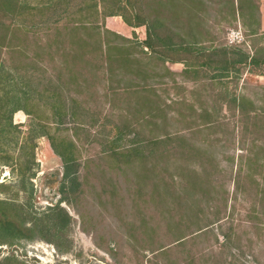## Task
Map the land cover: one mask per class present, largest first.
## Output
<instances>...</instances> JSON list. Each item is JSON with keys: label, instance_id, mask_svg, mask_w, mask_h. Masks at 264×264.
Returning a JSON list of instances; mask_svg holds the SVG:
<instances>
[{"label": "rangeland", "instance_id": "obj_1", "mask_svg": "<svg viewBox=\"0 0 264 264\" xmlns=\"http://www.w3.org/2000/svg\"><path fill=\"white\" fill-rule=\"evenodd\" d=\"M131 1L130 17L145 6ZM248 1L240 16L227 0L173 1L175 18L163 0L160 11L181 38L191 29L201 46L250 53L264 44V0H251L256 16ZM26 2L11 18L0 13V208L28 228L40 220L0 238V264H264V65L218 75L166 62L168 74L142 52L143 25L79 48L46 30L54 21L40 24L55 18L30 8L42 0ZM6 91L24 110L9 114ZM58 95L74 101L75 116L51 115ZM50 136L73 143L71 184ZM55 205L68 218L51 214Z\"/></svg>", "mask_w": 264, "mask_h": 264}, {"label": "trees", "instance_id": "obj_2", "mask_svg": "<svg viewBox=\"0 0 264 264\" xmlns=\"http://www.w3.org/2000/svg\"><path fill=\"white\" fill-rule=\"evenodd\" d=\"M26 1L27 0H0V13L5 14V16L10 15L11 18L12 15H17L20 10H23L25 7L29 6ZM74 1L75 0H42L41 4L38 7L32 6L30 8L49 11V16L55 15L54 19H48L46 21L42 20L40 24L43 25L48 21H54L53 24L46 23L44 25L46 30L55 35H61L62 33L69 35L74 39L73 41H71V45H76L79 48L87 47L89 46V44L100 48L102 32H108L117 35L115 32H112L105 27L101 28V22L99 20L100 17L104 18L107 16H119L120 19L130 27L143 25L145 37L139 42L140 46L142 48H145V50H142V52L147 51V58L156 59L160 67L163 68V70L168 74L173 73L168 70L167 66L165 65L166 62H181L184 66L182 72H188V70L195 71L197 67H202V65H205L207 67L210 66L218 71V75H224L223 73H227L229 69L233 71L237 70L239 66L235 67V65H264V44L257 48L252 47V51L249 53L242 50L238 46H201L198 44L194 36L190 34L191 29L188 30L189 34H187L186 39L181 38L180 35L174 30V28L166 25L162 21L164 16L160 9L163 7V0H133L134 3L137 4H141L144 2L145 6L143 9H140V11L133 12L131 17L127 15L129 7H131L132 9L131 0H84L83 2L79 3H75ZM168 1L169 7L173 8V13L171 14L173 15V18H175L177 14L175 5L177 7L176 2L178 0ZM173 1L176 2L173 3ZM189 1L192 2L193 0ZM234 1L235 0H227L231 13H237L239 15L238 11H240L241 5L239 4V0H236V4H234ZM248 3L250 8V15L256 16L257 6L251 0H249ZM169 10L172 11V9ZM63 13H65L66 21L64 24L58 25V21ZM140 13L142 14V16H140ZM190 15L193 16L192 12L190 13ZM5 28L6 27L3 24H0V30H5ZM247 35L256 36L260 34H258L256 29H250ZM261 35L264 34L261 33ZM82 37L84 39H87L88 41H85L84 39H82ZM123 39L128 44L132 43L129 38L124 37ZM89 40L92 43H89ZM52 42H57V40H52ZM80 42L83 44H81ZM48 47L49 46H47V48ZM179 53H184L188 57H179ZM84 55L85 52L74 57L78 61H82L81 58H83ZM106 59L108 58L106 57ZM2 70L3 68L0 65V78H2ZM50 81L51 79L48 78V83H50ZM14 85L16 88H18L17 92L21 94L19 86H17L16 83H14ZM44 90L49 91L47 88H44ZM56 93L57 92L51 91L48 96L51 98ZM4 95L5 97H3L2 100H4V102L13 103L14 105L9 110L10 115L12 114V112H15L18 109L24 110L23 106L19 104L20 98L18 97V94H8V92L6 91ZM59 95L52 102L53 111L51 114L53 117H56L57 122L60 121L59 116L61 114H66L68 112L69 115L73 117L76 113L74 101L69 98V102L67 103L66 100L60 99ZM8 124L10 125L11 123L9 122ZM4 131L5 128L1 127L0 132L3 133ZM49 144L53 151L61 158L63 162V178L66 179L69 184H71L75 180V172L69 168V164L74 161V157L72 154V148L74 146L72 141L68 140L65 142L63 140H56L54 137L50 136ZM135 150V146H129L126 152L129 154L135 152ZM7 204L8 203L4 200H0V206H5ZM50 210H55L50 211V213L54 214L56 217L61 215L62 209L57 207L56 205L54 206V208H50ZM62 214L65 219L68 218V215L64 211ZM48 215L49 214L47 213L46 217ZM33 216L35 220H40L36 215ZM35 220L31 223L32 227H25L21 222L17 223L13 217H9V215L6 213V210L0 208V238L4 236L7 237L9 235L19 236V233L33 229V226L36 225ZM207 225L208 224H205L204 226L195 225L194 228L196 229L192 231V233L196 235V233L198 234L202 232L203 230L201 231V229H203ZM108 250L114 251L116 249L113 250L111 247H109ZM5 260L17 262L13 256L7 257Z\"/></svg>", "mask_w": 264, "mask_h": 264}, {"label": "crops", "instance_id": "obj_3", "mask_svg": "<svg viewBox=\"0 0 264 264\" xmlns=\"http://www.w3.org/2000/svg\"><path fill=\"white\" fill-rule=\"evenodd\" d=\"M116 17H118V16H107V17H105V20L104 21H106V19H108V18H112L113 20H114V22L117 24V29H112V28H110V27H108V26H106L105 25V23H104V27L105 28H107V29H109V30H112V31H116V33L118 32V33H124V31H129V29L130 30H133V27H130V26H128V25H126L121 19H120V17H119V20H117V18ZM119 29H121L122 31H119ZM259 29H261V30H264V16H263V14L262 15H260V19H259Z\"/></svg>", "mask_w": 264, "mask_h": 264}]
</instances>
